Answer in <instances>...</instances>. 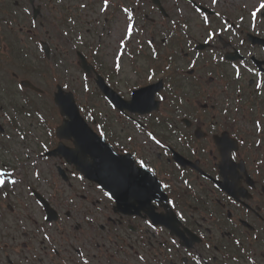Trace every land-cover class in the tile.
I'll return each mask as SVG.
<instances>
[{
    "label": "flooded vegetation",
    "instance_id": "flooded-vegetation-1",
    "mask_svg": "<svg viewBox=\"0 0 264 264\" xmlns=\"http://www.w3.org/2000/svg\"><path fill=\"white\" fill-rule=\"evenodd\" d=\"M162 3L167 6L166 0ZM82 4L86 7H81ZM140 5L155 8L152 0H139L138 10ZM168 5L174 9L170 0ZM2 6H7L8 18H5L11 26L17 50L12 58L21 59L18 57L23 50L26 58L37 62L36 56L43 48L36 41L43 40L40 33L49 20L59 24L93 20L94 25H99V20L103 19L107 25L91 40L94 50H91V42L80 38L82 33L75 37L67 32L68 36H64L66 53L57 55L63 57V65L67 63L68 70L73 67L68 76L73 78L79 74L74 65L79 66L77 54L82 50L89 55L97 73L123 99L128 100L134 90L143 88L146 83H162L160 95L166 97L165 101H168L169 84L179 94L174 95L172 101H183L180 107L184 111L174 118L157 119L155 114L132 116L129 112L117 111L121 120L124 116L129 120L117 122L112 129L117 152L132 155L138 167L137 161L142 159L149 168L155 169V176L144 171L140 179L132 180L140 184L145 195L142 201L126 197L121 210L114 199L109 201L103 195L105 191L88 179L56 180L58 168L66 162L64 158L47 157L43 168L54 171L51 177L54 180L49 183L53 200L47 198L59 218L55 222L56 230L49 228L51 224L45 228L51 239L55 236L60 239L56 248L47 252L46 264H83L93 255L95 258L90 259V264H264V25L260 23L246 30L230 22L240 17L210 19L217 33L214 41L206 44V59L210 63L205 67L196 63L195 68L186 70L183 61L187 62V68L189 62L196 59L191 55L198 54L201 58L205 53L181 49L170 16L159 17L158 22L152 19L140 29L134 51L129 50L130 43L125 42L124 54L133 57L121 61L120 73L116 71L114 60L107 65L102 53L106 47H118L125 30L119 19L125 16L122 9L128 6L127 0H109L107 11H101L104 0H62L59 4L57 0H0ZM24 8L28 9L27 13ZM167 9L172 13L169 6ZM52 15L56 18L48 19ZM5 18H0V22ZM31 20L37 22L39 30L30 27ZM229 24L232 27L227 30ZM249 34L263 41L253 44ZM143 35L147 39L140 40ZM148 37L153 41L151 46ZM54 49L59 50L57 45ZM3 59L2 53L0 61ZM48 60L52 65V58ZM15 64L12 78L6 69H0V126L5 128V133H0V165L8 172H27L24 139H20L23 126L19 104L28 93L21 90L22 79L34 76L27 69L17 67V60ZM232 65L241 69L239 80ZM128 66L133 71L131 75L124 74ZM150 70L156 71L153 82L145 80ZM205 73L208 75L206 83ZM254 80L261 83L259 89ZM90 81L95 82V77ZM94 89L98 99L105 101L104 93ZM187 91L192 92L190 97L185 95ZM256 120L261 121L260 130L254 128ZM148 132L165 147L159 148L151 141L145 143ZM129 136L133 138L131 141L127 139ZM51 137L47 148H56L60 142ZM226 139L235 145L232 151L237 153V159L230 161L231 167L224 176L220 166L225 156L220 144ZM257 140L261 141L259 146ZM175 153L182 157L181 162L175 158ZM66 169L69 175L75 172ZM156 178L161 187L169 185L163 187L168 200L156 193ZM22 179L23 183L8 186L6 198L0 194V264H4V260L9 264H24L22 247L29 251L33 244L28 182ZM185 180L191 187L183 183ZM44 182L41 181V186ZM123 188L130 190L128 186ZM67 194L73 199L66 203ZM149 197L156 203L152 204ZM146 220L152 221L153 228L147 227ZM21 238L26 242L21 243ZM237 240L240 244L235 243ZM76 249H80V253ZM36 250L34 246L31 252Z\"/></svg>",
    "mask_w": 264,
    "mask_h": 264
},
{
    "label": "snow or ice",
    "instance_id": "snow-or-ice-1",
    "mask_svg": "<svg viewBox=\"0 0 264 264\" xmlns=\"http://www.w3.org/2000/svg\"><path fill=\"white\" fill-rule=\"evenodd\" d=\"M137 2L139 3V0H137ZM57 3L58 4L62 3V0H57ZM219 3H220V0H210L209 6L214 8ZM108 4H109V0H104V6L101 8V11H107ZM81 7H86V5L82 4ZM23 11L25 13H27L28 9L24 8ZM122 11L124 13H127V16H126V26H125L124 33H123L121 39L119 40L117 50L114 53V63H115V68H116L117 72H119L121 70V58L124 55L123 49L126 46L125 42L128 40L134 39V27H136L134 24V21H133L132 12L127 7L123 8ZM200 12H201V8L196 7L195 13H200ZM214 14L217 17H219L221 15V13L218 11H216ZM258 14L260 16H264V0H258L257 5L254 7V9L249 11L250 26L252 28L256 27V21L258 18ZM240 19L243 20L244 17L241 16ZM202 22L204 25L207 26L206 31H205V37L206 38L204 40V43L205 44H211L217 35L216 30L212 29L208 15L203 16ZM172 23L175 24L176 22L172 21ZM225 23H227V22L225 21ZM30 27L32 29L39 30L38 26H37V22L35 20L30 21ZM40 27H43V24H41ZM184 27L186 28L187 25L185 24ZM231 27H232V25L229 24L228 28H231ZM136 30L138 31L139 29L137 28ZM224 30H226V29H224ZM62 34L65 37L68 36L67 32H63ZM152 43H153V41L151 39H149L148 44L151 46ZM188 43L191 44V41H188ZM240 43L243 44V40H241ZM196 55L198 56V54H196ZM189 67L195 68L196 67V61L195 60L190 61ZM170 68H171V65H169V69ZM232 68L234 70V74H235L236 79L239 80L241 78V69L239 67H237V65H232ZM256 75L258 76L259 73H256ZM155 79H156V71L155 70H150L145 74V80L147 82H153V81H155ZM253 83L255 84L257 89H259L262 86L261 83H259L256 80H254ZM63 87L65 89H68L69 85L67 83H64ZM158 87H159L158 85L153 86L151 83H146V85L140 91H138L135 96H133L132 105H135L139 109L147 110L149 107L157 106V102H164L166 97L163 95H160V93L157 91ZM169 88L170 89L172 88L171 84H169ZM83 91L85 93H87V92H90L91 89L88 87L87 84H84L83 85ZM24 103H27V101H24ZM121 103H122V101H121ZM180 103H183V101L181 100ZM63 104H64V111L67 113V115H70V116L73 115L74 109H75L73 97L71 95L65 96ZM109 104L111 105L112 109H115L117 107V105L112 103L111 101H109ZM80 111H86V109L81 108ZM225 114H227V109H225ZM28 115L31 116L32 113L29 112ZM102 115H103V113H102ZM121 115H123V114L121 113ZM5 116H8V114L5 113ZM88 116L92 117L93 121H95V117L92 113H88ZM8 119H11V117L8 116ZM157 119H159V118L157 117ZM41 121L43 122V117H41ZM253 123H254V128L256 130H260L261 121L256 120ZM95 126L99 132L98 138L104 139L106 136V132L104 130V127L101 126L100 124H96ZM214 127H215V125H213V128ZM51 135H52L51 131H48L47 136H51ZM9 139H11V137H9ZM20 139L23 140V139H25V137L21 136ZM127 139L129 141H131L133 138L131 136H129V137H127ZM148 141H151L154 145L158 146L159 148L165 147L164 144L162 143V141L160 139H158L152 132L147 133V139L145 140V143H147ZM240 143L243 144L244 141L241 140ZM260 143H261L260 140L256 141L257 146H259ZM234 146L235 145L232 143V141L227 140V139L222 141L220 144V151L222 154L225 155L226 158L229 159V162L237 159V153L232 151V148ZM43 147L45 150H47L46 144L43 145ZM137 164L139 165V169H145L147 172H151L153 174V176H155V169L149 168L148 165L144 162V160H142V159L138 160ZM3 167H4L3 165H0V194H2L6 198L8 196V186L9 185L15 187L18 183H23L24 181L20 175V172H16V173L8 172V171L3 170ZM137 171H139V170H137ZM33 175L37 180L40 178V172H38V171L34 172ZM73 175L75 176V173H73ZM114 175H115V179H116L118 184L122 183V182H126L128 180V177L123 176L118 170L114 171ZM141 175H144V174L142 173ZM13 176H15V178H12ZM78 179L83 180L84 177L80 176V177H78ZM217 179H219V177H217ZM183 183L185 185H188L189 187H191V185H189V182L187 180H185ZM162 187L168 188L169 185L163 184ZM103 195L105 197H107V199L109 201H113L115 193L111 192V191H105L103 193ZM149 200L151 201L152 204L156 203V201L154 199H151V197H149ZM169 203H171V204H173V206H175L173 201H169ZM37 204H39V201H37ZM180 218L183 219L184 218L183 215H180ZM45 219H47V218H45ZM145 224L147 225L148 228H153L152 221L146 220ZM89 226H91V225H89ZM44 239H51V237L47 233H45ZM235 243L240 244V241L237 240V241H235ZM172 244L175 245L176 241L173 240ZM97 246L99 247L100 245H97ZM177 247H179V245H177ZM208 247H211V245H208ZM76 251L78 253H80V249H76ZM169 251L171 252L172 249H169ZM188 255L191 256L192 253L189 252ZM92 258H95L94 255L90 256L89 259L84 260L83 264H90V259H92ZM139 259L143 260L144 257H139Z\"/></svg>",
    "mask_w": 264,
    "mask_h": 264
},
{
    "label": "rangeland",
    "instance_id": "rangeland-1",
    "mask_svg": "<svg viewBox=\"0 0 264 264\" xmlns=\"http://www.w3.org/2000/svg\"><path fill=\"white\" fill-rule=\"evenodd\" d=\"M232 1H234V3H237V5H238L237 10H235V12H233V13L230 12V14H233L235 16L239 15L240 13L247 14L248 11L253 9L257 5V2H258V0H232ZM229 3H231V2H229L227 0H224V1H222L220 3L221 5L219 7L221 8V12L225 11V10L228 11ZM49 6H50L49 11H50L51 7L53 6V3L49 4ZM182 6H185V4L182 3ZM57 13H58V11H57ZM151 17H153V16L151 15ZM188 17L190 19H197L196 17H192L191 15H188ZM52 18H56V17L52 15L48 19H52ZM82 21L83 22H82L81 28H82V32L84 33L83 37L85 36V38L87 40L91 41V39H92L91 37L94 34V32L91 31L92 29L90 30V27H91L89 25L90 23H89V21H86V20H82ZM101 22H102V25L99 28H102V26H104V20H101ZM197 25H199V23ZM46 31H48L49 33L46 34L45 33ZM62 31H63V29L60 27L59 22L55 23V22L49 20L46 23L44 29H42V32L40 34H42V36L44 37L43 39H45V41H48L50 44L58 42V44L60 45V50L62 49L66 53V45L64 44L65 43V38H64V36L62 34ZM88 31H91V32H88ZM199 34H202L201 31L199 32ZM111 40L112 39H110L109 42ZM116 49H117V47L114 48V49H108V47H106L104 53H102L103 54V59L105 60L107 65H109L111 63V61L113 60L114 53L116 52ZM68 56H69V54H68ZM70 68L72 69L73 67L70 66ZM70 68H69V70H70ZM63 71H64V69L62 70V68H59V71H55L54 72L55 81L54 80H52V81H54L55 84L59 83L61 81V79L64 78ZM132 73H133V71H132L131 67L128 66L127 69L125 70L124 74L131 75ZM74 78H75V84L79 87L80 83H81L80 74H77ZM54 83H53L54 89H52V90L57 91L56 88H55V84ZM56 86H57V84H56ZM82 94H84V92H82L81 95H79V99L76 98L77 100L81 101V102L78 101L77 103L79 104L78 106L80 108H83L84 105L88 106V109H87L88 112H85V111H81V112H83L84 115L83 114L82 115L85 116L89 120V123H91V118H90V116H88V113H91L89 111V107L98 108V112H97L96 116L99 117L100 112H101L100 111V107H101L102 103L99 102V100H94V101L90 100L89 97L91 96V94H87L86 96H83ZM52 97H53V93L51 95V98ZM52 113H53V111H52ZM107 113H108L107 118L109 119V122H113L114 123L113 125H116L117 124V121H116V116L117 115L115 113H111V110H107ZM54 118H56L55 122H57V124L62 122V117L60 116L59 113L55 114ZM35 123H37V120H27V121L25 120L26 129L27 128L28 129H32V127H33V129H35V131H36L37 127H36ZM34 134H35V136L37 135V133H34ZM26 171H27V177H25L24 179H27V182H28L29 201H30V198H33L32 195H31V191L29 189L31 183L34 184L35 182L45 181V180H47V178H49L50 181L46 182L44 184V190L51 197L52 196V194H51L52 193L51 192L52 188L49 186V183L50 182L52 183L51 177H52V174L54 173L53 169H49V168H47L46 170L43 169V168H41L40 170L38 168L34 169V167L30 166V164H29V165H26ZM37 171L40 172V178L38 180L33 175V173L37 172ZM56 180H60V179H56ZM37 187L39 188L38 185H37ZM34 210H36V209H34ZM35 218H36V216H34V220H35ZM36 220L40 221L38 218H36Z\"/></svg>",
    "mask_w": 264,
    "mask_h": 264
},
{
    "label": "water",
    "instance_id": "water-1",
    "mask_svg": "<svg viewBox=\"0 0 264 264\" xmlns=\"http://www.w3.org/2000/svg\"><path fill=\"white\" fill-rule=\"evenodd\" d=\"M72 117H73V119H75V116L74 115H72ZM75 135H76V137H77V140H78V142H79V144L80 145H83V143L85 142V141H82L81 139H78V133L76 132V133H74ZM96 168V167H95ZM96 170H98V167H97V169Z\"/></svg>",
    "mask_w": 264,
    "mask_h": 264
}]
</instances>
